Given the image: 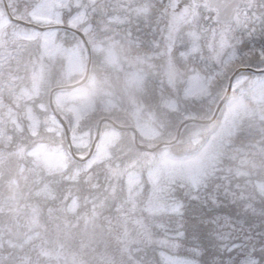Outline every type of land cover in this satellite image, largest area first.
Here are the masks:
<instances>
[{
    "label": "rangeland",
    "instance_id": "374dc122",
    "mask_svg": "<svg viewBox=\"0 0 264 264\" xmlns=\"http://www.w3.org/2000/svg\"><path fill=\"white\" fill-rule=\"evenodd\" d=\"M86 1L87 3L85 5L89 7V4L94 3L96 0H83L82 2ZM174 2L175 9H173V13L171 14L173 2L169 10L168 26L164 29L162 35H160L159 41L155 44L161 49V53L164 54H161L163 57L169 56L167 55L169 52L172 53L169 46L171 43H176L178 35L175 34V31L178 28V22L184 15H186V17L188 15L190 16V12H188L187 9L190 4L188 1L174 0ZM245 2L246 6H244V8L248 12L247 17H251L252 15L255 16L256 26L251 30V33H248L247 39L243 40L241 44H231L230 42L234 41H230L226 38L225 36L228 32H225L223 36L216 39L214 42H212L211 39L209 45L206 47V43L201 39L204 37L208 38V31L206 29H201V27L205 26V28H207L208 23L214 21L213 11L204 0H198L196 6L192 8L195 10L198 5L201 4L200 12L195 10L192 18V23L196 22V20L200 21L198 23L200 27L195 24L191 26L190 30L187 32L185 42L182 45L185 47L181 48V46V49L179 48L177 52V61L181 64L184 75L188 76L187 85L182 91L183 103L178 104L175 98H167L160 101V107L166 109L167 113H180L181 116L175 114V117L180 119L181 117L183 118L191 115L195 108L199 106V103L205 106V109H201V112L206 113L208 107L216 104L218 99L225 93L227 80L236 67H264L263 29L258 32V39H260L258 42L255 41L257 37H253L256 31L264 27V18L261 17L262 14H264V0H245ZM79 3H81V0L72 3H68V0H40L37 4L34 3L33 5L32 1V6L30 7L31 11L28 13V16L43 23L65 22L61 14L65 13V9H71L67 6L68 4L75 7L68 13L70 14V18H66V23L76 25L81 23V21H85L84 15L86 17L85 13H87L84 12L85 8H79ZM133 6L138 12L147 10L144 4ZM252 6H255L261 15L256 14L254 10L251 11ZM114 13L117 15H114L111 20L107 19L112 22L107 23L108 25L112 26V24H114L122 26L124 21H127V17H129H122L125 14H119L127 13V10L123 7ZM136 15L137 17L142 16L144 18L147 16L138 13H136ZM21 16L23 18H29L27 15L23 16L22 13ZM92 27V24L89 25L87 23L85 29L88 30V28L91 29ZM154 28L157 27L150 26L151 32H154ZM19 35L23 36V39H36V41L39 42V53L38 59H36L35 62L36 66L34 68V73L37 72L38 76L40 74V86L39 83L36 84L37 79L32 77L36 85L29 91H26V93L24 89V100H28V97H33L34 99V97L38 95L37 92H40L42 86L46 85L42 83L43 80L53 76L52 62L54 63L57 61L56 63H59L60 66L56 71L59 74L56 82H61V84H63V82H68L74 77L79 78L83 75L85 54L80 42L72 41L67 46L60 37H56L54 31L40 33L35 30H19ZM238 36L239 31H233L231 39L236 40ZM116 42V40L107 41V45L104 44L103 48L94 43L92 49L94 52H104L103 67L114 68L116 71H120L121 69L125 71L122 64L118 61V57H116V49H112L111 46L112 43ZM132 44L133 42L131 39L126 41V45L131 46ZM126 45L125 41H119V53L121 55L127 53L128 46ZM114 47H116L115 44ZM239 47L241 49H239ZM157 53L160 54V51H157ZM255 56L256 58L251 60ZM60 62H62V64H60ZM169 67L176 68L175 65L171 63ZM175 72H177V70H175ZM140 74L139 71H133L125 78L126 83L124 84L127 88H131L132 92L147 91V88H145L142 82L143 76H140ZM108 80L107 74L101 77L99 72L96 71L95 73L93 72L85 85L73 89H66L54 95L57 108L61 111V114L70 121L72 141L79 154H84L89 148L92 136L94 135L92 130L101 112H105L106 114L114 106V101L111 100V97H115L113 96L114 88ZM50 81V78H48L47 82L49 83ZM38 86L39 88H37ZM47 91H49V88ZM188 101L190 102L189 105H187ZM133 104V106L129 105L132 106L131 111L127 113L132 117V122H130L137 127L140 138H142L144 142L158 140L160 136L164 134V125L162 122L157 121L156 115L151 112L152 109L148 111V105L145 106L143 103L138 105L137 99L134 100ZM186 106L189 107L187 110H185ZM36 108L37 109L34 110L29 107L27 111L23 112L24 118H27V133L36 138H40V134L42 133L43 136L45 135L46 139L34 144L32 148L27 149L24 155H28L31 161L39 165L43 170H46V173L47 171L59 172L63 171L64 167H71V161L62 143L63 129L58 120L49 111L45 112V103H40L39 106L36 104ZM246 113H258L260 116L264 117V74L257 77L252 74H247L246 72H241L234 81L229 100L223 106L219 117L212 124L201 128L188 126L174 147H165L157 153L150 154L147 159L141 161L140 165H134L127 172V182L125 194L123 196L134 198L137 202L142 201L148 208L145 207L147 215L154 221L152 222L153 229L158 238L161 239V241H159L160 247H157L156 251L165 264H182L183 261L196 259V257L192 254L179 252L180 242L177 241L179 238H176L177 236L173 234L175 228H170L171 216L175 214L172 212H163L161 210L160 202L154 193L155 188L172 181H174L175 184H181V182L184 183L192 180L197 182L199 186L203 184L205 179L212 176L214 169H217V167H215L216 162L221 154L224 153L226 144L234 139L239 130V125L242 122L241 115H245ZM91 121L92 128L90 126ZM119 134V131L106 127L100 137V141L97 144L93 156L81 165L74 164L73 168L70 169V173L67 174L69 178H65L67 180L66 184L76 182L79 185L83 183L87 185L86 194H84L83 187L73 186L70 189V198L64 205L66 211L72 213L79 211L80 215V213H82L81 207L82 209L86 207V213L83 212L84 216L81 222L83 223V225H81L83 237L80 226L78 228L75 227L73 231L62 232V234L68 233L67 235L71 241V244H68V246L71 247V250L70 253L64 252V254H62L60 252L64 257L61 259L60 264H79L77 258L79 259L80 257L83 262L82 264H88L89 248L85 238L90 235L89 233L92 231V228L87 229L86 227L85 237L84 223H91L90 226H93V228L99 223V218L103 216L100 209V197L103 193L98 186L102 183L106 188L109 183L108 181L103 182L100 177L95 178L94 175L96 173L90 171V169H95L103 173L102 163L110 156L111 152L109 147L120 138ZM167 134L169 137L171 136V132ZM180 149H186L188 152H181ZM174 151L177 155L172 153ZM141 157L144 158L145 156L141 155ZM143 167L145 169L143 173H141ZM24 169V165L20 164L19 170L21 173L24 172ZM24 178H27V176H22V180H24ZM44 186V183L38 184L35 194L38 196L45 197L46 195L53 197L54 192L49 190V188H44ZM66 187L70 188L68 185ZM260 187L264 190V185ZM13 191L14 185L12 183L8 194H12ZM18 192L19 191H17V193ZM35 209V206L29 209V214L33 218H37L38 216ZM167 214H171V216L167 217ZM57 228H59V230L64 229V225L62 227L55 225L54 230L56 235L59 233ZM160 233L174 238L166 239L161 237ZM40 234L39 230L36 229L35 233L30 235V239H36L35 241H37L39 252L44 255L45 252L42 251L43 248L41 245L43 244V240L47 241L49 238H41ZM40 240H42L41 244ZM83 242H85L84 245ZM74 244H76L77 247L82 245V247L74 248ZM79 249H82V254L77 252ZM73 252H76L77 255H74ZM93 256L94 255H91V257ZM52 259H55L58 264V256H54L51 252V261ZM51 261L46 264H50Z\"/></svg>",
    "mask_w": 264,
    "mask_h": 264
},
{
    "label": "trees",
    "instance_id": "16d2710c",
    "mask_svg": "<svg viewBox=\"0 0 264 264\" xmlns=\"http://www.w3.org/2000/svg\"><path fill=\"white\" fill-rule=\"evenodd\" d=\"M218 19L221 22L227 20L223 16H218ZM253 37L256 36L253 35ZM148 39L149 49L151 48L153 51L155 41L159 40V35L156 31H152L148 34ZM144 46L145 43H142L141 48ZM175 48L173 46V49ZM173 57L175 58L174 55ZM141 63L148 67L145 78V87L148 88V93L143 94V97L142 93L135 94L130 89H126L122 71L112 73L110 68L103 69L113 88L119 87L116 89L115 95L119 97V100L112 99L115 103L108 114L121 123L130 122L132 119L130 114L128 115L130 112L128 105H132L134 100L139 98L137 103L148 105V111L152 109L151 112L156 115L157 121L165 124V132H172L176 127L175 120L170 117L166 109L160 107L159 102L169 96H178L179 89L181 91L183 87L182 75L180 72H175L177 67L170 71L167 67L166 57L164 58L160 54L156 56L153 53L149 60ZM165 73L168 74L169 79L164 76ZM163 87L165 93H157ZM126 92L132 96H139L130 101L131 97L129 94H125ZM214 105L209 106L206 113L199 109L195 112L207 115ZM202 106L201 108L205 109V106ZM173 114L178 113L173 112ZM241 120L237 134L232 141L226 144L224 153L215 164L217 169L215 168L212 176L205 179V182L199 186L203 193H215L216 198L221 201L219 208L212 207V210L209 211L205 205L198 201L188 202L184 213L186 236L183 239L176 237L180 242L179 252L190 254L185 245L196 243L190 237L198 236L199 245L204 249L198 258L202 264H209L215 256H220L223 261L224 257L230 256L232 253L221 251L217 247L220 242L207 235L208 229L205 226L200 225L195 229L192 227L197 216L201 214L212 215L214 212L220 211L228 213L237 221L242 219L244 224L237 223L236 228L231 230V236L234 239L229 242H240L255 247L257 249L254 254L256 257H260L259 247L264 244V190L260 187L264 185V117L258 113H246L241 115ZM90 126L92 128V121ZM119 133L121 134H119L120 138L109 147L110 156L102 163L103 173L90 169L96 173L95 178L100 177L103 182L108 181L109 183L106 188L102 183L98 186L103 193L100 197V209L103 216L99 218V223L87 237L89 248L87 263L165 264L156 251V248L160 247L161 239L153 229L152 222L154 221L141 208L140 203L135 205L128 196H123L127 170L135 163H140L142 152L134 146L132 134L129 131L121 130ZM145 158L146 156L142 159ZM82 185L73 183L71 188L73 186L83 187L84 194H86L87 185L85 183ZM180 185V183L172 184L178 193ZM54 197L57 204L61 197H69L66 182L60 181L58 192ZM209 205H211L210 200ZM168 216L171 214H167ZM171 218L173 221L175 215H172ZM170 228H175L174 223H170ZM160 236L166 239L174 238L161 233ZM91 255L94 256L91 257ZM248 264H251V259Z\"/></svg>",
    "mask_w": 264,
    "mask_h": 264
},
{
    "label": "flooded vegetation",
    "instance_id": "af4514ba",
    "mask_svg": "<svg viewBox=\"0 0 264 264\" xmlns=\"http://www.w3.org/2000/svg\"><path fill=\"white\" fill-rule=\"evenodd\" d=\"M7 3L10 13L18 16L23 0H7ZM14 24L0 0V264H39L44 258H40L36 239H30L35 233L34 225L22 218L16 205L3 199L4 190L10 189L8 185L17 179L14 160L17 154L10 149L13 134L9 127L18 122L12 110L19 109L23 103L24 49L18 31L8 30ZM9 35L17 39L11 41ZM20 185L16 183L17 187Z\"/></svg>",
    "mask_w": 264,
    "mask_h": 264
},
{
    "label": "snow or ice",
    "instance_id": "6c2138e0",
    "mask_svg": "<svg viewBox=\"0 0 264 264\" xmlns=\"http://www.w3.org/2000/svg\"><path fill=\"white\" fill-rule=\"evenodd\" d=\"M173 183L174 181L158 186L155 188L154 193L160 202L161 210L175 214V219L171 221L175 226L173 234L183 239L186 236L184 213L188 202L193 200L198 201L211 211L212 207L219 208L221 201L216 198L214 192L203 193L195 181L189 180L181 183L179 193L172 186ZM209 200L211 201V205H209ZM237 223L243 225L244 221L242 219L237 221L226 212L216 211L212 215L201 214L197 216L192 227L195 229L200 225L205 226L208 229L207 235L220 242L217 247L221 251L232 253V255L224 257L223 261H221L220 256H215L209 264H248L250 259L251 264H264V258H262L264 257V244H261L259 247L260 257H256L254 255L257 251L255 247H250L240 242H229L234 239L231 236V230L236 228ZM190 239L196 241V243L187 244L185 247L196 259L185 260L182 264H202L198 258L202 255L204 249L199 245L198 236L193 235ZM234 249L235 251H233Z\"/></svg>",
    "mask_w": 264,
    "mask_h": 264
},
{
    "label": "water",
    "instance_id": "95a60500",
    "mask_svg": "<svg viewBox=\"0 0 264 264\" xmlns=\"http://www.w3.org/2000/svg\"><path fill=\"white\" fill-rule=\"evenodd\" d=\"M256 71H257V72H264V69H257ZM236 72H237V71H236ZM236 72L231 76V78H230V84H231V81H232L234 75L236 74ZM84 79H85V78H84ZM69 86L72 87V86H74V84L69 85ZM229 88H230V85H229ZM223 100H224V99H222V100L220 101L219 105L217 106V108H216V110H215V113H214V115H213V118L216 116V114H217V112H218V110H219V108H220V106H221ZM50 102H51V106H52V108L54 109V104H53L52 96H51V98H50ZM102 120H103V119H101V120L99 121L97 135H96V137H95V139H94V141H93L92 147H91V149H90L88 155H87L86 157H84L83 159L89 157V156L91 155L92 151H93V148H94V146H95V143H96V141H97V139H98V137H99V134H100V128H101ZM192 120L199 121V122H206V121H209V120H198V119H186V120H184V121L181 123L180 128H181V126H182L185 122H187V121H192ZM110 121L114 124V126H116V127H118V128H127L126 126H121V125H119V124L113 122L112 120H110ZM64 125H65L66 130H67V125H66L65 122H64ZM129 127H130V126H129ZM131 128H132V127H131ZM180 128H179V129H180ZM132 129H133V128H132ZM67 133H68V130H67ZM135 139H136L137 145H138L140 148H148L147 146H144V145H141V144L138 143V141H137V133L135 134ZM68 143H69V137H68ZM160 144H161V143H160ZM160 144H158V145H160ZM158 145H156V146L153 147V148H156ZM72 153H73V155H74L76 158H80L78 155H76V154L73 152V150H72Z\"/></svg>",
    "mask_w": 264,
    "mask_h": 264
}]
</instances>
